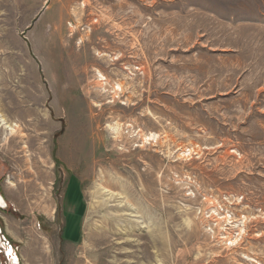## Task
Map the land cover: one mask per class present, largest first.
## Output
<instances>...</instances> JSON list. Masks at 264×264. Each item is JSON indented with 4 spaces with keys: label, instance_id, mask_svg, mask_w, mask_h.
Returning <instances> with one entry per match:
<instances>
[{
    "label": "rangeland",
    "instance_id": "obj_1",
    "mask_svg": "<svg viewBox=\"0 0 264 264\" xmlns=\"http://www.w3.org/2000/svg\"><path fill=\"white\" fill-rule=\"evenodd\" d=\"M0 193V264H264V0H0Z\"/></svg>",
    "mask_w": 264,
    "mask_h": 264
},
{
    "label": "bare ground",
    "instance_id": "obj_2",
    "mask_svg": "<svg viewBox=\"0 0 264 264\" xmlns=\"http://www.w3.org/2000/svg\"><path fill=\"white\" fill-rule=\"evenodd\" d=\"M102 77V76H101ZM103 78V77H102ZM2 123H4V125L11 131V132H16V130H17V128H18V126H17V124H14V125H8L7 124V122H5L4 120H2ZM19 129V128H18ZM147 138H149V137H147ZM5 203H6V201H5V199H3V197L1 196V194H0V206L1 207H4L5 206ZM217 220V219H216ZM234 242V241H233Z\"/></svg>",
    "mask_w": 264,
    "mask_h": 264
},
{
    "label": "crops",
    "instance_id": "obj_3",
    "mask_svg": "<svg viewBox=\"0 0 264 264\" xmlns=\"http://www.w3.org/2000/svg\"><path fill=\"white\" fill-rule=\"evenodd\" d=\"M78 200H80V194H79V198H76V201H78ZM79 203H80V201H79ZM79 208H80V205H79ZM75 212H76V211H75V209H74V213H75ZM72 214H73V213H72ZM66 227H67V223H66V225H64V228H63V233H62L63 239L66 240V241H68L69 243H77V242L80 240V236H81V227H79V228H80L79 238H78V240H76V238H75V241H74V239H72V238H69V239L64 238V236L66 235V234H64V233H65L64 231H65ZM70 239H72V240H70Z\"/></svg>",
    "mask_w": 264,
    "mask_h": 264
},
{
    "label": "water",
    "instance_id": "obj_4",
    "mask_svg": "<svg viewBox=\"0 0 264 264\" xmlns=\"http://www.w3.org/2000/svg\"><path fill=\"white\" fill-rule=\"evenodd\" d=\"M0 194H1V193H0ZM1 196L3 197V195H2V194H1ZM3 199H4V197H3ZM5 207H6V203H5V206H4V207H1V206H0V208H5Z\"/></svg>",
    "mask_w": 264,
    "mask_h": 264
}]
</instances>
